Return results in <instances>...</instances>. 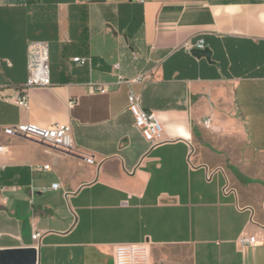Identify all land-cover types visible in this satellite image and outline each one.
Here are the masks:
<instances>
[{
  "label": "crops",
  "instance_id": "0c3cea01",
  "mask_svg": "<svg viewBox=\"0 0 264 264\" xmlns=\"http://www.w3.org/2000/svg\"><path fill=\"white\" fill-rule=\"evenodd\" d=\"M198 40L210 62L187 51ZM32 42L48 47L50 87H25ZM130 93L160 144L135 129ZM24 123L69 125L71 151L1 131ZM0 145V251L113 264L136 245L148 264H264V3L0 0Z\"/></svg>",
  "mask_w": 264,
  "mask_h": 264
},
{
  "label": "built area",
  "instance_id": "2783aa9c",
  "mask_svg": "<svg viewBox=\"0 0 264 264\" xmlns=\"http://www.w3.org/2000/svg\"><path fill=\"white\" fill-rule=\"evenodd\" d=\"M264 3V0H259ZM205 49L204 42L198 40L193 44L188 45L187 51L203 50ZM74 63L84 65L88 62L87 58H73ZM118 66L115 65L114 68ZM50 74L48 65V47L42 42H32L27 48V80L26 88L50 87ZM98 90L105 91L104 88ZM128 112L133 118V125L140 133L141 137L150 144L151 147L156 146L162 142V127L160 121L154 112L145 111L141 107L140 98L132 93L127 96ZM16 105L21 108L28 107L27 96L23 94L17 99ZM206 128L210 127V120L203 122ZM2 133L8 137H17L48 146L50 148L62 151H71L70 140V126L66 124H55L50 127H40L33 123L15 124L5 126L1 129ZM6 153V148L0 145V158ZM87 164H92L93 160L90 158H83ZM42 171L49 170V166L45 165L40 168ZM212 172H208L206 179L209 180ZM51 188L56 189L57 184H53ZM4 188L0 187V200H5L3 196ZM230 190L227 186L222 189L223 194H227ZM40 233L35 231L31 239L33 243H37ZM255 242L254 237H240L237 243L241 247L252 246ZM35 249V246H32ZM113 264H148L147 250L144 246H118L115 249Z\"/></svg>",
  "mask_w": 264,
  "mask_h": 264
},
{
  "label": "water",
  "instance_id": "95a60500",
  "mask_svg": "<svg viewBox=\"0 0 264 264\" xmlns=\"http://www.w3.org/2000/svg\"><path fill=\"white\" fill-rule=\"evenodd\" d=\"M190 54L196 58H205L210 62V51L205 48L203 50H191ZM37 254L34 248L20 250L0 251V264H36Z\"/></svg>",
  "mask_w": 264,
  "mask_h": 264
}]
</instances>
